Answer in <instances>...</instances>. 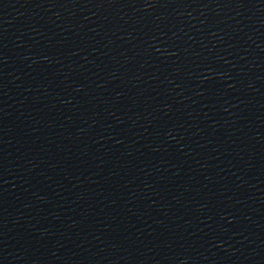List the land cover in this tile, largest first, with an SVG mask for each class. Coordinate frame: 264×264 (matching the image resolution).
<instances>
[{
  "label": "water",
  "instance_id": "obj_1",
  "mask_svg": "<svg viewBox=\"0 0 264 264\" xmlns=\"http://www.w3.org/2000/svg\"><path fill=\"white\" fill-rule=\"evenodd\" d=\"M0 264H264V0H0Z\"/></svg>",
  "mask_w": 264,
  "mask_h": 264
}]
</instances>
